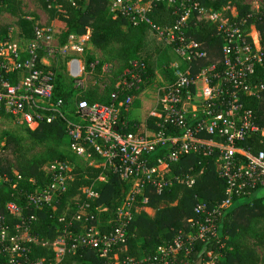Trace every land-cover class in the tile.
<instances>
[{
	"label": "built area",
	"instance_id": "2783aa9c",
	"mask_svg": "<svg viewBox=\"0 0 264 264\" xmlns=\"http://www.w3.org/2000/svg\"><path fill=\"white\" fill-rule=\"evenodd\" d=\"M108 1L113 16L121 14L133 26L144 23L174 55L169 78L157 90L148 114L153 118L152 126L145 121L139 128L127 118L136 94L151 79L144 62L130 60L125 67L103 63L96 73L100 60L95 57L86 62L83 35L69 34L61 43L52 23L39 21L32 26L31 38L11 40L8 35L7 40H0V112L31 130L41 123L64 119L73 156L88 166L108 169L130 186L104 225L97 218L102 206L91 205L99 197L95 182L80 187V193L73 197L71 218L65 216L67 206L55 218L58 226L54 239H40L32 230L35 212L44 208L55 212L59 196L75 178L68 163H49V183L25 192L22 200L5 204V215L0 217V264H65L68 254L83 247L107 257L115 246L124 245L135 212L145 209L147 187L157 194L174 182L191 187L213 163L224 181L225 198L212 210L197 204L194 212L200 216L189 219L191 230L186 239L178 233L155 255L143 259L146 264H170L180 250L188 254L193 241L217 238L216 217L234 202L240 204L253 191L264 189V149L252 153L244 146L249 138L264 137V127L247 106L248 99H259L264 92V44L258 35L256 41L252 37L250 26L254 24H248L247 17H235L222 7H205L197 0ZM157 4L176 15L170 26L157 25L150 18ZM202 22L213 25L221 41L222 58L218 62L202 63L207 52L192 34ZM56 54L67 57L64 72L77 90L69 107L53 98L55 72L51 67ZM15 74L17 80L12 81ZM111 79L108 104L76 99L92 86L106 89ZM189 158L193 161L184 166ZM173 165L182 172L175 173ZM13 174L20 179L17 172ZM104 176L98 178L104 180ZM4 182L11 180L0 176V183ZM137 197H141L140 203ZM34 247L49 250L51 255L32 259ZM206 255L205 263L215 264L217 255L212 251ZM112 260L113 264L131 262L128 258L117 260V253ZM179 262L188 264L187 260Z\"/></svg>",
	"mask_w": 264,
	"mask_h": 264
},
{
	"label": "trees",
	"instance_id": "16d2710c",
	"mask_svg": "<svg viewBox=\"0 0 264 264\" xmlns=\"http://www.w3.org/2000/svg\"><path fill=\"white\" fill-rule=\"evenodd\" d=\"M34 5L42 9L46 16V23H52L57 31L58 39L64 43L69 34L85 35L89 31L90 44L99 50H105L112 44H118L113 52L114 60L125 67L130 60H139L146 64L147 75L152 73V64L148 59H140L138 52L143 45L148 27L141 23L133 26L126 17L121 14L113 16L107 7L108 0H32ZM146 1V0H143ZM205 7L218 9L225 4L235 6L238 17H247V23H253L257 30L259 41L264 44V6L261 13L253 14L248 5L243 0H197ZM21 0H0V14L6 12L17 16L16 25L18 35L24 38L32 37V26L38 21L36 13L24 12L21 8ZM31 16L32 19H27ZM150 18L157 25L170 26L176 19L172 10L163 4H157ZM7 26L3 29L5 30ZM193 36L202 42L203 48L207 52V58L203 64L218 62L221 57V41L215 36L214 26L203 23L199 29L192 33ZM8 35H4L2 40H7ZM87 52V51H86ZM41 53L39 54V56ZM95 57L86 53V62H90ZM106 63L100 60L95 72L101 71V65ZM55 72L53 79V98L61 99L66 107L72 104L77 90L73 88L72 79L64 72L65 64H55L51 67ZM150 79V77H149ZM17 80L16 74L11 79ZM113 80L104 90L92 86L88 90L81 92L76 99H86L89 103L108 104L110 92L113 89ZM72 106V105H71ZM247 106L253 110L259 125L264 127V92L259 99H248ZM70 108L69 111H72ZM74 110V109H73ZM0 116L12 118L8 114L0 112ZM122 118L124 116L122 115ZM13 119V118H12ZM153 118L147 116L148 126H152ZM133 122V121H131ZM130 122V123H131ZM29 131V135L44 146V151L40 155L30 156L17 138L7 136L6 143L0 149V176L9 178L11 183L4 182L0 185V217L5 215V204L8 201L24 199V193L36 191L37 188L49 183L47 166L54 161L66 162L73 167L75 178L67 191L61 194L56 203V211L52 213L50 208L36 211L37 220L33 225V234L40 239H54L56 236V217L65 211L66 218H71L74 206L73 197L80 193V187L93 183L96 177L105 175L106 181L103 184L96 182L95 189L99 193L92 206L101 205L103 209L97 214L100 224L111 218V212L121 203L130 183L121 179L117 174H113L108 169L102 167L86 166L84 168L74 161L75 157L68 149V137L65 132V120L56 119L52 123H41L34 130L20 126ZM129 130L133 131L130 127ZM252 153L264 149V137H252L244 143ZM63 149H67L72 157L64 154ZM193 161L192 158L184 160V166ZM11 169L16 170L18 179ZM175 173H181L177 165H173ZM187 172V171H184ZM198 172V171H195ZM15 184V188L12 184ZM264 190V189H263ZM253 191L240 204H234L216 217L217 238L208 241L195 240L191 243V251L186 254L180 250L174 261L170 264H184L179 261H188V264H206L208 260L207 252L212 251L217 255L215 264H264V193ZM144 195L148 198L146 207L155 210L150 217L144 210L135 212L133 220L128 225V234L124 245H117L107 257H101L96 249L83 247L73 254H68L65 264H113L112 256L117 253L118 260L130 259L127 264H146L143 259L153 256L158 248L173 241L174 237L181 233L186 239V233L191 230L189 219H197L200 215L194 212V207L202 203L207 210H212L225 198V184L219 176L213 163L202 171L195 179L191 187L184 183L174 182L172 186L161 194H157L152 187H147ZM83 199V198H82ZM141 202V197H137ZM96 223V221H91ZM254 222H260L257 230H253ZM104 229V226H102ZM188 240H186L187 243ZM222 245V248L220 246ZM51 255L49 250L34 247L31 255L32 259L41 256ZM126 264V263H125Z\"/></svg>",
	"mask_w": 264,
	"mask_h": 264
},
{
	"label": "rangeland",
	"instance_id": "374dc122",
	"mask_svg": "<svg viewBox=\"0 0 264 264\" xmlns=\"http://www.w3.org/2000/svg\"><path fill=\"white\" fill-rule=\"evenodd\" d=\"M21 3H22L21 9L24 12L36 13L37 17H39L38 19L39 22L41 23L46 22L47 16L45 12L42 9L37 8L32 0H21ZM243 3L249 6L253 14L263 12V10H261L260 8L264 6V0H243ZM221 7L224 11H228L231 15L235 17L238 16V11L235 6H232L227 3ZM16 21H17V16L8 14L6 12L0 14V40L1 38L4 37V35H9L11 40H15V38H22L21 36L18 35L19 29L18 26L16 25ZM5 26L7 27L4 30L3 28ZM250 33L254 38V40L256 41L257 30L255 25L250 26ZM85 35L89 36V32L86 33ZM117 47L118 44H112L103 51L94 47L93 54H91L90 51L85 46L84 56L86 57V53L89 52L90 55L93 56L97 55L96 58L98 60H102L105 61L106 63L117 66L119 65V63H117L116 60L113 59L114 58L113 52ZM138 56L140 59L143 58L148 59L152 64V68H151L152 73L149 76L151 79L148 81V83H145L142 90L140 91L141 95L139 96V99L136 102V106L134 107L133 110L135 113L134 116L135 121L142 125L148 111L152 106L153 101L156 98L157 90L169 78V64L172 61L174 55L170 50H168L167 47L163 45L161 41H159L158 37L154 33L147 31L145 34L143 45L138 52ZM65 61H67V57H63V55L61 54H56V58L54 60L55 64L57 65L63 64ZM71 100L73 102V99ZM7 136H12L14 138H17L21 146L28 151V154L30 156L40 155L44 151V146L42 145V143L38 142L37 140H34L29 135V131L20 127V125L15 123V121L12 118L6 116H0V149L6 143ZM63 152L68 158L70 156L72 157V155L67 149H63ZM74 159H75L74 161H77V164L80 165V167L84 168L88 166L83 159H76V158ZM11 171L12 173L16 172V170L14 169H11ZM98 177L94 179L95 184L96 182L103 184L106 181L105 176H104L105 178L104 180ZM1 184L2 183H0V185ZM144 210L150 217L154 215L155 210L153 208L151 210L149 208ZM260 224H261L260 222H254L252 229L254 231L257 230ZM117 260H118V256H117Z\"/></svg>",
	"mask_w": 264,
	"mask_h": 264
},
{
	"label": "crops",
	"instance_id": "0c3cea01",
	"mask_svg": "<svg viewBox=\"0 0 264 264\" xmlns=\"http://www.w3.org/2000/svg\"><path fill=\"white\" fill-rule=\"evenodd\" d=\"M88 32H89V31H88ZM88 32H87V33H88ZM75 35H77V34H75ZM77 36H80V35H77ZM82 38L85 40L86 48L90 51L91 54H93L94 46L90 44L89 36L83 35ZM94 57H97V55H94ZM85 58H86V57H85ZM47 61H48V60H47ZM140 93H141V92H139L138 94H136V96H135V98H134V101H133V104H132L130 110L128 111L127 118L130 120V122L133 121V122H131V123H134L137 127H139V128H143V126L145 125L146 118H147L148 114L150 113V111H151L152 108H153V105H154L155 100L153 101L152 106H151L150 110L148 111V113H147V115H146V117H145V119H144V122H143L142 125H141L140 123H138V122L135 121V119H134L135 113H134V111H133V110H134V107L136 106V102L138 101L139 96L141 95ZM132 116H133V117H132ZM131 123H130V124H131ZM263 192H264V191H263ZM147 208H149L150 210L152 209L151 207H145V209H147Z\"/></svg>",
	"mask_w": 264,
	"mask_h": 264
}]
</instances>
